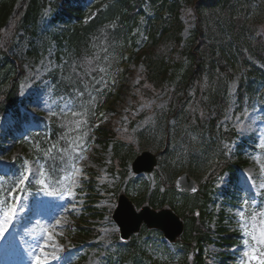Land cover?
Returning a JSON list of instances; mask_svg holds the SVG:
<instances>
[{"label": "rangeland", "instance_id": "rangeland-1", "mask_svg": "<svg viewBox=\"0 0 264 264\" xmlns=\"http://www.w3.org/2000/svg\"><path fill=\"white\" fill-rule=\"evenodd\" d=\"M246 1L254 3V6L256 7L254 12H252L251 10L252 15H250L255 19V35H262L264 39V0ZM49 10L50 9H48L46 13H48ZM211 11L212 10L207 9L202 11V24H205L206 29L212 28L213 32L211 38L214 39L221 36L217 26H223V23L227 18L225 15H222L218 21V18L216 17L217 13ZM181 17L182 22L184 23L182 36L183 39L186 40L190 38L189 36L192 29L196 27V20L193 16L192 11L190 9H187L186 7H184L183 9ZM218 43L219 41L217 40L216 44ZM26 45L27 42L23 40L18 45L19 47H15L13 49L14 53L17 52L19 55L24 56L22 58L26 60L24 65L26 70V77L22 79L21 93L23 94V97L32 95L30 99H27L22 104V111L26 112L29 116H41L44 120H48L50 116L49 113L54 106L58 105L57 108L59 110H67L69 108L68 100H63L62 98H58V100L52 99L50 97V92H46V88L44 86L47 85V82H42L43 75L45 73L61 64L58 65L57 62L52 60V52H54L53 46H51L54 45L52 41L51 45H48L46 43V45L44 46H39L37 57L25 55V49L22 50L20 54L19 49L25 47ZM177 58V52H173L168 56L167 62H170L173 66H176L175 64L178 63L176 62ZM208 58H206V60H208ZM89 61L90 63L88 65V68L96 73L97 79L99 81H103L105 79L104 74L109 73L111 75L112 72H115V68L113 66H105L98 60L97 56L93 57ZM222 62L227 64V61L224 59L222 60ZM183 64H189L187 56L182 59L181 66ZM129 68L132 70V72L139 73L142 69V66L139 64H132ZM214 73L215 74L212 76L208 73H204V75L200 79H198L197 83L193 87V91L195 92H190L186 96L185 105L183 108H181V110H179L180 114L178 113V118L171 120L167 129L173 136V145H176V143H178V138L181 141H183V138H185L186 141L179 143L181 146H183L184 148H191L193 149V152L201 153V151L204 150V144L216 140L219 143L217 145H219L220 151L223 150L226 152V155H224L223 157L230 158L231 161L235 164L245 162L246 164L241 165L242 167L238 169V183L244 184L252 191V205L254 204V206H256L258 201L257 198L261 196V193L263 196L262 199L264 200V188L260 187L262 184H264V168L261 167V165H264V148L262 149L263 153L258 156L257 154L253 153L251 146L259 147L261 139L264 138V108L254 107V105L248 103L244 105V101L242 102L239 100V97L237 96L238 80L240 77L239 74L235 75L233 80L227 82V76L224 73L220 74L219 71H215ZM133 78L131 86H134L136 82L135 76ZM130 80L131 77L126 76V82ZM225 84L227 85L228 107L226 110H224V117L218 123V125L220 126V131L216 127L215 132H211L212 139H210L209 129L205 132H201L197 129L196 126L190 125L189 121L192 122L194 118L205 121L206 119L216 116L215 110H212L215 108L214 106L211 107L212 113L210 115L208 114L205 106L208 100L211 99V94L222 89ZM74 94H76L77 98V93L74 92ZM132 95L133 91H129V95H124L121 100L116 102V105L114 107L115 113L113 115H111L110 113L107 116V118L110 117L109 120L115 118V120L119 123H123V125L121 126L122 128L119 130V135L123 137H131L133 135L132 132H137L138 130L147 127L149 124L156 125L154 113L152 111H150L149 113L144 112L150 109L153 105H156L159 109H165L168 105L170 97L166 91H162L160 94L153 95V100L139 104L136 112H134V115L138 117L145 114L144 119L141 122L137 123L131 130L130 120H128L127 118V111L129 109V106L131 105ZM58 121L60 122L59 119ZM7 122L8 124H6ZM11 124H13V120L10 117L0 118V169L1 171H5V173H7L9 170V168H7V165L9 166L11 163L13 164L15 156L23 154V149H25V147L27 146L26 144L24 145L22 141H16L12 139V137H9L7 129L9 128V126H11ZM77 124L81 125V122L77 120ZM206 124L207 121L205 122V125ZM200 126H203V124H200ZM31 127L33 130L37 128L34 123H29L26 126L27 129ZM193 128L194 132L192 131ZM230 131H235L237 135L236 140L232 143L225 141L226 139L225 137H223L222 133ZM188 136L193 140V142H188ZM200 136H202V139L200 138ZM82 137H85V133L82 134L80 138L81 142H73V140L69 138L63 140L67 144L63 152L67 159L63 157L64 162L63 167L61 168V170L64 172L63 174L65 177L69 176L75 161L77 162L85 159V162H83L85 165L83 171H86L88 175L91 176V173L89 171H92L94 173L101 171L104 162H107L111 157V151L108 149V147L94 144L93 150H91L90 152L88 151L87 156L81 159L80 152L82 150V147H84ZM60 141L61 139L59 138L56 141H51V144L55 147L49 155L51 160H53L55 156H58V152L61 150L62 144H60ZM128 141L130 142V145L123 149V155L135 154L137 152L138 141L136 139V136H132V140L129 138ZM243 141L246 142V146L240 150L237 145L242 144ZM27 150V154H30L31 157H26V162H24L23 166H15L17 169L19 167V169L17 170L19 172L16 178L17 180L22 173H25V170L27 168H31L32 171V175L30 176L27 182V186L22 194V199L20 198V194L18 193L16 197H10V204L0 207V220H3L8 207L14 201L17 202L22 208V210L18 208L15 218L12 219L8 224V230L5 233V238L0 239V250L3 251V255H0V259H6L5 253H10V257L14 256L15 258L21 256L19 245L16 240H14V237H16L18 233L21 238V243L24 244L23 246L26 245L27 247V260H18L16 262H12V264H28L33 259V256L36 255L35 249L38 246L39 241L42 240L45 229L49 228L52 218L57 217L58 214L64 213L65 207L67 208L68 213L71 208L77 207L75 209L77 210L76 216H73L72 218V220L75 222H77L78 217L83 214V209L79 208L83 206L85 208H89V205H86L85 203H79L80 201H84V199H78V203L76 205L66 204L65 178L62 181L64 187L62 185L61 187H58L57 193H59V195H47L43 190V185L39 184L38 180L41 178L45 179V182L48 185L47 191H51L50 189L52 183L50 178V170L47 169L45 163H41L37 160L36 157H32L34 148L30 150L29 147H27ZM218 152L219 150L216 147H213L211 151L207 152L209 158H212L209 160L213 162H207L206 167L203 171V175H205L209 168H214V162L218 161V157H216V154ZM125 166L126 168L124 169V171L128 173L129 167L127 166V162H125ZM41 169L44 172L43 177L39 175V170ZM161 173V176L159 174H157V176L159 180L162 181V179H165V171L161 169ZM157 176L155 175L153 177V183L154 179L158 180ZM221 178L226 179L224 176H222ZM149 179L152 181L151 176H149ZM143 180H146V177H143ZM79 186L82 187L83 183H80ZM121 187H124V184H122ZM215 200L216 202H213L209 208V211L213 214V218L210 221L211 228H216L219 223L226 224V219L219 222V217L222 213H239L237 210H233L230 206H227L222 198H216ZM88 203L90 202L87 201V204ZM262 212H264V203L259 206L258 210L251 209L247 212V224H252L253 222L255 223V234L258 238L260 236V228L262 227L261 221H264V216L261 215ZM110 213L111 212L108 211L104 215V218H108ZM253 217H255V221H253ZM66 218L67 221H65V223H67V226H65L64 228L54 229L58 232L59 236L55 235L53 240V243L56 242L57 248H59V251L55 253L56 255L59 254L58 260H63L65 256L69 259L68 261H63L62 264H80V260H82L81 264H102L104 258L108 254L115 252L117 245L115 244V240L113 239V237H111L110 234H107L105 237L101 236L99 242L97 243L98 245L95 247H82L83 249L79 251L73 250L77 247L75 246L74 242H72L73 239L70 234L71 229L67 228L72 224V221H70V217L68 216V214H66ZM105 220L106 219H94L91 224L101 225L105 222ZM12 221H15L16 224L18 222V225H15V223L13 224ZM110 228L114 230L115 227L110 225ZM245 236L248 237L246 233ZM255 241L257 245V254L259 249L264 251V244L259 243L258 240ZM48 252L52 253L50 251ZM8 262H10L9 259L6 260V264Z\"/></svg>", "mask_w": 264, "mask_h": 264}, {"label": "trees", "instance_id": "trees-1", "mask_svg": "<svg viewBox=\"0 0 264 264\" xmlns=\"http://www.w3.org/2000/svg\"><path fill=\"white\" fill-rule=\"evenodd\" d=\"M144 1L146 0H101V8L97 14L90 22L80 24L76 32L74 31L69 37L68 46L79 50L83 49L80 45L86 46L92 39L96 40L98 36L106 33L108 41L114 45L111 46L112 50L120 51L121 60L122 52L129 47L131 49L134 45L130 42L131 36L129 33L131 16L134 15L133 13L140 8ZM149 1L156 7L153 16L148 19L146 24L148 40H143L141 45L142 54L140 53L144 57L142 58L140 54H137L136 58L145 65L141 73L140 87L143 85V88H141L142 94L150 90L159 91L163 87H168V83H174V89L171 91L172 101L168 111L157 114L158 124L161 127H167L169 119L178 118L179 110L185 105L183 97L187 95L194 81L197 83L204 73L214 75L216 67H219L220 74L224 73L231 79L233 75L240 73V98L245 99L248 95L254 98L255 103L258 100H264L263 94L258 95L261 87H264V68L257 65L258 62L264 65V41L262 37L253 35L255 33L254 29L247 25L244 18L242 19L237 5H235L236 12L231 11L228 22L225 23L227 27L221 30L219 28L221 36L216 39L220 43L213 46L209 41L213 30L212 28L206 29L205 24H202L203 15L201 10L220 7L224 12H227L231 0ZM45 2L46 0H0L1 112L16 103L19 96V77L24 74L19 66L17 70L15 69V64L9 60L7 51L20 28L31 26V24L35 27V22ZM182 4L189 9L192 8L191 10L197 19L196 28L192 32L193 36L187 39L184 45L181 44L183 24L180 21V16ZM165 11L167 15H165ZM174 51L179 54L178 63L182 61L184 55H187L189 64L181 66V63H176V66H170L167 62L168 54L171 55ZM221 58H225L228 65L223 64ZM17 62L23 63L19 60ZM226 94L227 91L225 92V89H222L213 92L210 96L213 104H220L216 110L219 113V118L222 109L226 107ZM36 121H38V124L43 125L39 119H36ZM216 121L217 119L211 118L210 126L214 127ZM229 167V162L223 161L215 169L221 172V170ZM193 204L194 202L188 206L192 208ZM191 228L192 226L188 225L189 230L186 233V239H189V242L193 240L195 244L191 243L199 246L204 242V239L200 235L193 237ZM199 257L197 256L198 264H202L203 260H200Z\"/></svg>", "mask_w": 264, "mask_h": 264}, {"label": "water", "instance_id": "water-1", "mask_svg": "<svg viewBox=\"0 0 264 264\" xmlns=\"http://www.w3.org/2000/svg\"><path fill=\"white\" fill-rule=\"evenodd\" d=\"M144 159L149 160L148 165H141ZM155 163L156 160L151 154L144 153L136 160L134 169L137 172L142 170L151 171ZM184 183L187 185H184ZM189 184L193 185V182L189 181L186 175H183L177 181V186L181 189L188 187ZM115 218L122 226V231L126 236H128L130 232L135 231L137 229L136 227H139L143 220L149 226L160 227L169 236L181 233L182 231L181 221L170 210L163 209L162 211L154 212L149 207H144L141 212L136 213L133 211L129 202L124 198L120 201V206L115 214ZM131 224H133V226H129Z\"/></svg>", "mask_w": 264, "mask_h": 264}, {"label": "snow or ice", "instance_id": "snow-or-ice-1", "mask_svg": "<svg viewBox=\"0 0 264 264\" xmlns=\"http://www.w3.org/2000/svg\"><path fill=\"white\" fill-rule=\"evenodd\" d=\"M260 147L264 148V138L261 139ZM261 167L264 168V165H261ZM31 175H32L31 168H27L25 170V173H22L21 176L19 177V179L16 181L15 189L11 190L9 192V195L12 196V197H16L17 194L19 193L20 194V198L22 199V194H23V192H24V190H25V188L27 186V182H28V180H29ZM39 175L41 177L44 176V172H43L42 169L39 170ZM72 175H75V172H73ZM38 183L43 185V190L46 192L47 195H49V196L59 195V193H57L54 190L53 191H47L48 185L46 184L45 179H43V178L39 179ZM260 187L264 188V184H262ZM193 190H195V189H193ZM68 194L71 195V192H69ZM248 203H249V201H247V200L244 201L245 205H247ZM18 208L22 210L21 206L17 202L14 201L8 207L3 220H0V239H4L5 238V233L8 230V224L10 223V221L12 219L15 218ZM239 215H240L242 220L245 219L243 211H241L239 213ZM261 215L264 216V212H262ZM253 221H255V217H253ZM57 223H59V221H57ZM261 225H262V227L260 228V236H259V238L255 234L256 225H255L254 222L251 225H249L247 223L242 224V228L245 231V233L248 236H250L253 240H258L259 243L264 244V221H261ZM250 227H251V230H249ZM45 231L48 232V236H49L50 240L54 239V236L51 233V231H49V229H45ZM245 243L247 244L248 241H245ZM245 255L250 257V258H255L252 255V252H246ZM48 258H49V253L42 252V256L38 257L36 259L35 264H47ZM52 258L55 259L56 257L53 255ZM259 264H264V260H261L259 262Z\"/></svg>", "mask_w": 264, "mask_h": 264}, {"label": "bare ground", "instance_id": "bare-ground-1", "mask_svg": "<svg viewBox=\"0 0 264 264\" xmlns=\"http://www.w3.org/2000/svg\"><path fill=\"white\" fill-rule=\"evenodd\" d=\"M57 225H58V227H60L61 225H62V223L61 222H59V223H57ZM52 234H55V231L53 230L52 231ZM50 241V240H49ZM48 246V245H47ZM56 251H58V249H56Z\"/></svg>", "mask_w": 264, "mask_h": 264}]
</instances>
